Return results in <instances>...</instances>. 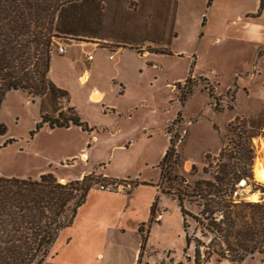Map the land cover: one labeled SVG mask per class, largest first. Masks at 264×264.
Here are the masks:
<instances>
[{"label": "rangeland", "instance_id": "1", "mask_svg": "<svg viewBox=\"0 0 264 264\" xmlns=\"http://www.w3.org/2000/svg\"><path fill=\"white\" fill-rule=\"evenodd\" d=\"M209 1L106 0L101 22L86 21L90 32L86 37L58 40L51 62V81L67 87L72 106L94 132L51 131L45 126L38 130L42 111L53 116L55 102L24 91L11 92L0 109V124L7 129L6 135L0 136V176L38 181L50 172L68 175L71 171L63 164H73L69 156L84 149L89 155L82 156L89 163L88 169L94 163H103L111 173L155 177L156 172L146 168L142 160L151 148L156 155L161 151L167 143V130L178 163L163 166V185L167 194L177 200L169 196L162 199L160 206L167 212L166 218L152 230L138 264H192L187 256L194 257L198 242L209 244L211 252L220 254L210 252L209 264H236L230 255H223L226 245L215 234L203 230L204 202L192 189L197 182L212 180L217 164L228 162L217 161L222 149L227 147L226 154L236 158L233 164L245 162L243 152L233 145L238 138L229 133L232 122L245 133L243 137L264 136V60L255 69L256 50L242 43L239 30L240 18L255 10L256 0H213L211 6ZM59 45L65 47V54H59ZM120 47L126 49L115 55ZM90 55L93 60L88 59ZM110 55H114L112 61ZM84 70H90V76L82 85L78 76ZM259 73H263L261 77ZM94 87L105 92L103 104L89 101L88 92ZM97 94H92L91 100L97 99ZM183 95L187 96L186 102ZM68 102L64 99L58 103V108L67 114L72 108ZM146 130L148 134L153 130L150 143L142 142L131 151L118 150L113 155L115 145L128 138H145ZM103 131L117 133V137L96 146L93 136ZM263 145L262 136L254 138L246 157H254L252 175L261 185L264 183L255 178L254 165L257 158L264 160ZM191 159L196 164H186ZM75 163L84 164L81 156ZM56 178L61 185L59 179H66ZM67 181V185L74 182ZM101 183L98 177L92 182L93 187ZM238 187L240 201L264 203V193L253 192V185L245 182ZM178 196L189 216H182ZM147 232L144 227V237ZM186 235L195 243L187 253ZM128 243L131 248L136 246L133 239ZM260 243V251L237 264H264V240ZM52 257L50 252L47 264H52ZM108 264L129 263L117 256Z\"/></svg>", "mask_w": 264, "mask_h": 264}, {"label": "trees", "instance_id": "2", "mask_svg": "<svg viewBox=\"0 0 264 264\" xmlns=\"http://www.w3.org/2000/svg\"><path fill=\"white\" fill-rule=\"evenodd\" d=\"M105 2L0 0V109L9 93L24 91L32 96L50 98L56 104L53 116L42 111L38 130L44 126L50 130L73 126L90 132L74 108H69L68 114L58 108L59 101L69 99V93L58 88L49 73L58 40L86 37L90 33L86 21L101 22ZM263 4L264 0L257 17ZM186 99L187 96L183 95V102ZM229 127V133L238 138L233 145L243 152L245 162L233 164L232 160L236 158L226 154L227 147L222 149L217 161L228 162L217 164L212 180L197 182L192 193L204 202L201 216L206 223L202 222L203 230L215 234L227 247L223 253L225 258L230 255L237 264L260 251V242L264 240V203L240 201L237 194L242 182L253 185V192L260 190L264 193V185L255 182L252 175L254 157L246 158L252 149V140L264 136L251 134L243 137L245 133L236 127L235 122ZM6 133L5 125L0 124V136ZM175 163H178V154L172 142L162 165L172 167L171 164ZM94 178L89 175L69 185H61L52 173L42 175L38 181L0 176V264H47L61 232L72 226L79 209L86 203ZM178 201L182 216H189L180 196ZM183 226L186 232V218ZM140 233H143V227ZM185 238L187 253L195 243L189 236ZM146 241L142 236V251ZM210 252L209 244L198 242L194 257L188 255L187 261L209 264ZM211 253L220 255L214 250ZM142 256L143 253L140 258Z\"/></svg>", "mask_w": 264, "mask_h": 264}, {"label": "crops", "instance_id": "3", "mask_svg": "<svg viewBox=\"0 0 264 264\" xmlns=\"http://www.w3.org/2000/svg\"><path fill=\"white\" fill-rule=\"evenodd\" d=\"M261 3L262 0H256L255 10L252 13H246L240 18L241 28H239L240 35L243 39L242 43L253 46L258 55L255 69H258L257 64L264 60V4L260 15L257 17L261 8ZM125 49L124 47L117 48L114 54L118 55L119 52ZM113 56L114 55L109 56L110 61H112L110 57ZM51 70L52 69H50L49 73L50 79ZM257 71H255V74ZM85 74L90 76V70H84L78 76V80L81 84L82 77ZM262 74L263 73H259V76L261 77ZM53 83L58 88L67 91V87H64L62 84L56 81H53ZM97 92L98 97L103 96L102 102H99V104H103L106 94L96 87L89 90V101L93 103L91 101V95ZM248 95L251 96L250 89ZM68 103L69 107L74 108L71 104L70 94ZM195 124H197V122ZM195 124L191 127L195 126ZM69 129L82 130L81 128L73 126ZM90 132L93 133L94 129ZM147 132L146 130L144 135L145 138H128L121 145H115L112 148L113 155L115 156L118 150L131 151L137 144L142 142H144L145 145L150 143L153 139V130H149V134ZM165 132L167 138L166 145L162 147L157 155L153 148L149 149L152 151H147V158L142 160L146 168H151L152 171L156 172L155 177H146L145 174L111 173L109 172L110 168L106 167L103 163H94L93 168L88 169L89 163L86 162L85 158H82L83 155L89 158V155L85 154L84 149H81L78 154L69 156V158L74 160L73 164H63L64 169L71 171L70 174L58 175L57 172H50L56 175L55 177H64L66 180L70 181L71 179L74 181L82 180L86 176L94 175L102 180L99 186L112 185V183L118 184L117 189L113 192L101 191L99 186L91 189L86 203L79 209L74 223L70 228L61 232L57 242L52 248V264H108L112 258L117 256H121L124 261H128L129 264H138L141 253L145 251H142L144 227L148 229L147 236L145 237L147 240V247L151 239L152 230L156 226H160L167 215V212L160 206L162 199L165 196L176 199L174 195L167 194L163 185L162 162L171 146V137L167 133V130ZM98 134L99 136H93V141L96 146L108 144L117 137V133H106V131L102 133L98 132ZM79 156H81V160L84 164L76 166V158ZM187 163L196 164L192 159L191 161H186V164ZM74 170L78 171L76 172ZM141 227H143V233H140ZM131 239L136 242V246L133 248L128 246V241Z\"/></svg>", "mask_w": 264, "mask_h": 264}, {"label": "bare ground", "instance_id": "4", "mask_svg": "<svg viewBox=\"0 0 264 264\" xmlns=\"http://www.w3.org/2000/svg\"><path fill=\"white\" fill-rule=\"evenodd\" d=\"M88 74H85L84 78H83V81H82V84H86L87 81H88ZM103 96H100L98 97V99H92L91 101L93 103H99L101 100H102ZM102 102V101H101ZM100 102V103H101ZM264 146V145H263ZM264 152V150H263ZM254 175H255V178L261 182V183H264V160H261L259 158H257L255 160V165H254ZM242 185H244V182L242 183ZM253 201H256V197H253L252 199Z\"/></svg>", "mask_w": 264, "mask_h": 264}, {"label": "built area", "instance_id": "5", "mask_svg": "<svg viewBox=\"0 0 264 264\" xmlns=\"http://www.w3.org/2000/svg\"><path fill=\"white\" fill-rule=\"evenodd\" d=\"M58 52H59V54H65L66 53V49H65V47H63L62 45H59V47H58ZM113 57H110V59H112ZM88 59L89 60H92V55H90L89 57H88ZM59 182L60 183H62L63 185H67L69 182L66 180V179H59ZM115 186H113V185H101V186H99V189L101 190V191H105V192H113L115 189H117V188H115Z\"/></svg>", "mask_w": 264, "mask_h": 264}, {"label": "water", "instance_id": "6", "mask_svg": "<svg viewBox=\"0 0 264 264\" xmlns=\"http://www.w3.org/2000/svg\"><path fill=\"white\" fill-rule=\"evenodd\" d=\"M243 183V182H242ZM245 183V182H244Z\"/></svg>", "mask_w": 264, "mask_h": 264}]
</instances>
